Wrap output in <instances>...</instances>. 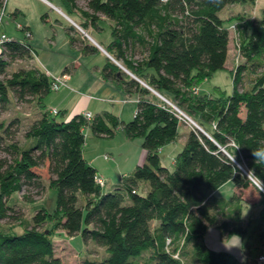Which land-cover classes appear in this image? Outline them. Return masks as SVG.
Returning <instances> with one entry per match:
<instances>
[{
  "label": "trees",
  "instance_id": "obj_1",
  "mask_svg": "<svg viewBox=\"0 0 264 264\" xmlns=\"http://www.w3.org/2000/svg\"><path fill=\"white\" fill-rule=\"evenodd\" d=\"M5 1L0 0V11ZM61 1L85 29H101V21H109L112 39L99 43L116 62L107 56L101 75L137 95L136 111L130 120L108 110L91 119L83 113L59 118L63 109L53 114L45 108L52 76L38 66L9 72L16 61L33 58L32 44L3 41L0 115L9 109L11 94L17 104L36 100L41 114L25 126L23 138L19 117L0 119V152L5 153L0 156V264H64L55 249L58 230L104 248L102 258L85 257L80 264H248L231 251L211 247L205 235L215 226L224 238H245L252 218L242 216L243 191L264 189V164L253 156V150L264 148V16L239 17L244 21L238 27L239 47L246 61L232 71V92L219 86L216 93H197L196 88L227 64L230 32L220 11L256 0H86L85 7L78 0ZM23 30L30 33L28 26ZM76 33L74 26L66 28L71 45L83 54L100 52ZM258 69L247 85L245 71ZM167 100L203 129H189L173 169L163 165L159 151L179 138L182 120ZM86 127L97 137L113 138L123 130L130 140L142 138L145 161L106 189L84 156ZM44 166L49 188L57 191L56 206L36 209L27 220L22 206L10 205L9 198L20 192L25 201H34L30 192L42 193L38 169ZM229 181L237 190L229 198L217 195ZM259 219L261 236L264 207ZM19 226L23 231L12 233Z\"/></svg>",
  "mask_w": 264,
  "mask_h": 264
},
{
  "label": "rangeland",
  "instance_id": "obj_2",
  "mask_svg": "<svg viewBox=\"0 0 264 264\" xmlns=\"http://www.w3.org/2000/svg\"><path fill=\"white\" fill-rule=\"evenodd\" d=\"M7 2L5 9L3 8L4 12H2L3 10L0 11L2 13L0 14V34L3 30H7L11 37H16L21 40L27 39V41L31 42L36 50L34 52V56L37 55V64L42 68L48 69L51 73L61 74V71L67 65L75 66V68L71 69L72 72L78 69V72L74 76V81L70 83L68 82V86H65L67 80L66 73H62L60 76H53V79L54 77H63L64 80L59 89H53L49 94L45 96V108L53 109L54 107L59 106L61 107V109H64V115L59 116V118L61 119H69L77 113H83L82 111H86V105L88 101L87 95L90 94L94 97L99 96L96 92H94L95 87H92L91 85L89 87L88 83L83 82V80L79 76L83 75L82 72L83 70H86V68H89L90 66L96 64L104 63L105 58L107 57V53L105 51L104 53L103 51H101L93 54H84L83 56H81V54L78 52V49L71 45L65 35V30L62 29L60 25L57 24L55 21V18L57 17L61 18L62 20L68 21L65 16L66 12L63 10L65 12L64 14L60 8L55 7V5H57L65 9L62 5L61 0H50V2L54 4V6L52 7V9H50L48 6L44 8V10L43 8H41V3L38 0H35V3L31 1L27 4L28 9L26 10V13L20 14L17 19L11 18V13L13 12L14 8L12 0L8 3ZM78 4L81 7H85L86 0H78ZM46 10L49 11L47 13V21H44L43 15L45 14ZM220 15L227 21L226 25L229 28L230 32L229 55L227 59V64L225 68L216 71L210 78L206 79L201 84H199L196 88L197 93H216V88H218L219 86V88L226 90L228 93L232 92V71H234L239 64L244 63L246 61L239 47L240 37L238 35V27L244 22L243 20L239 19V17L244 18L245 20H251L256 17H263L264 0H256L255 3L242 2L229 4L222 11H220ZM71 17H75L74 14ZM108 22V20L101 21L100 24L103 26L101 29H94L90 27L88 29L90 34L88 33V30L84 29L79 24V21L76 19L75 21H72V26H74L79 35L87 38L90 42H92L99 49H101V44L97 41L96 43H94L89 37H91L90 35H92L99 42L106 45V43L112 39V31L110 26L108 25ZM18 23L30 24L33 36H31V33H29L28 30L24 31L23 26L18 25ZM18 26H20V29L22 30H20ZM26 34H29L28 36L30 37H26ZM52 36L55 38L53 41L50 40ZM101 47L105 49L103 45ZM140 56V52L137 51V54H135V58H139ZM32 63L33 62L30 59L18 60L10 66L9 72H12L14 69H17L21 66H34ZM261 71L262 69L250 72L245 71V83H247L248 85V82H252L253 78H255L257 73H260ZM86 72L87 71H84V73ZM153 92L158 96L160 95L161 98L163 97L158 92ZM10 98L12 103L9 109H7V111L3 112L0 115V119H5L9 122L15 116L19 117L18 127L20 129V132L18 136L22 137L23 129L25 128V126H27L30 122H32L33 119H35L41 114V109L38 106L37 101L34 99L28 103L17 104L15 103L12 94L10 95ZM126 99L127 102L125 104L127 106H132L133 110L132 112L127 111L125 116H130L131 113L134 114L135 107L133 108V105L135 106L136 104L135 100L137 101V96L135 98V94L130 95L127 96ZM167 101L172 107H174L177 112V116H182L181 113L175 108L176 105L170 102L169 100ZM177 108L181 110L178 106ZM91 109H94L93 105ZM126 109L129 110L128 107H126ZM181 111L184 112L183 110ZM190 118L195 123L189 120V118H185L186 121L181 119L182 123L179 127V138L175 142H171L164 145L159 151V157L163 165L169 169H173V161L177 154L182 150L186 140V133L189 131V129L196 127L200 130H203L199 126L197 121H195L192 117ZM118 133L113 138L97 137L92 133V131L88 127L85 128L86 143L84 146V154L88 159H90L93 154H97L98 151H101L103 154L97 159L100 165H104V163L109 164L120 160L118 162V168L114 169L113 171L114 174H111V171H107L109 175H106L103 172L104 176L106 177V189H113L114 185L120 184L124 172L131 171L137 165V163H143L146 157L147 150L143 147L142 138L126 140L123 137L124 135ZM113 146H116V148ZM4 155L5 153L0 152V156ZM106 155L107 157H105ZM38 170L41 173V178L44 187L42 193L39 195L34 190L30 192L34 198V201H25L22 198L23 193L20 192L13 193L9 198L10 205L18 204L22 206L21 209L23 210L24 218L27 220L32 219V216L36 209L46 207L49 210H53L56 206L57 191L54 188H49L48 167L44 166ZM97 170L98 174H102L101 168L99 166ZM230 185L231 183L224 185L223 189L221 190V192L224 191L229 197L232 193V188L230 187ZM249 212L252 213V220L247 226V233L245 235V238L236 235L233 236L231 239L224 238L222 237V235H220L223 243L220 239H216L215 241L219 242H216L215 244L210 239L213 232V230L212 232L210 230L209 235H207L210 244L214 246L224 245L223 247H225L226 245L227 247L232 249L235 254L239 255L242 252L240 248L238 250V247L235 244V241L238 243L239 240V243L243 242L246 247L250 245L252 253L255 255L257 252V247L261 243L259 232L260 219L258 218L259 214H256L254 208H250ZM250 213L248 217L251 216ZM22 229L23 228L19 226L15 228L12 233H21L23 231ZM226 242H229L231 246H228ZM54 243L56 254L61 256L64 264H80L81 260L85 257L102 258L105 255V250L103 247L95 244L92 241L85 243L81 235L69 236L67 235V233H65V231L62 230H58L55 233Z\"/></svg>",
  "mask_w": 264,
  "mask_h": 264
},
{
  "label": "crops",
  "instance_id": "obj_3",
  "mask_svg": "<svg viewBox=\"0 0 264 264\" xmlns=\"http://www.w3.org/2000/svg\"><path fill=\"white\" fill-rule=\"evenodd\" d=\"M10 2L11 0H6L5 1V5H4V9H5V6H6V2ZM33 2L35 3V0H12L13 2V5H14V8H13V12L11 13V18L13 19H17V17L20 15V14H24L26 13V10L28 9L27 7V4L29 2ZM40 3H41V8H46L49 6L50 9H52V7L54 6V4L52 2H50V0H38ZM7 2V3H8ZM62 2V1H61ZM63 5V3H62ZM56 8H60L62 10V12L65 14V12L63 11L64 9L62 7H59L57 5H55ZM48 8V9H49ZM49 11V10H48ZM48 11L46 10L45 14L48 13ZM4 12V10L2 11ZM14 12H17L16 14H13ZM0 14H2L0 12ZM66 18L68 19L67 20H62L61 18L57 17L55 18V21L57 24L60 25V27L62 29L65 30V35L69 41V37L67 36L66 34V28L68 26H71L72 25V21H75L76 20H80V17L78 14H75L76 18L75 17H71L69 16L67 13H66ZM18 25H22V26H28L29 27V30H30V33H31V36H33V32H32V28H31V25L28 24V23H18ZM0 28H1V24H0ZM18 28L20 29V26H18ZM57 28V26H56ZM85 29V28H84ZM89 29V28H88ZM86 29V30H88ZM22 30V29H20ZM25 33V32H24ZM88 33H89V30H88ZM2 34H6L9 38H16V37H11L8 33V31L6 30H3L0 34V37ZM90 34V33H89ZM76 35H79L78 33H76ZM95 41H97L99 43V41L94 38L92 35H90ZM19 39V38H18ZM55 38L52 36L50 38L51 41H53ZM21 40V39H20ZM24 40H27V39H24ZM31 43V42H30ZM32 44V43H31ZM1 46V45H0ZM33 46V45H32ZM73 47H75L76 49H78V52L81 54V56H83L84 54L80 51V49L77 47V46H74L72 45ZM102 46V45H101ZM1 49V48H0ZM35 48H34V52H35ZM103 51L100 49V52ZM33 52V58H31L30 60L33 62L32 64L34 66H38L40 67L37 62H36V56L35 53ZM104 53V51H103ZM108 56V55H107ZM106 62V58H105V61L104 63ZM104 63L102 64H96V65H93V66H90L89 68H86V70H83L82 76H79L83 82H86L88 83L89 87L90 85L92 87H95V90L94 92H96L98 94L99 97H94L93 95H87L88 97V101H87V105H86V111H82L83 114L85 112H91L92 115H94L95 113L97 112H101V111H104V110H108V111H111L115 114H117L121 119H124V120H129L131 118L134 117V114H135V111H136V104L135 106L133 105V108L135 107V110H134V114L131 113L130 116H125L126 112L129 111V112H132V106H127L125 103L127 102V96H130L128 95L122 88L120 85L114 83V82H110V81H106L103 79L102 75H101V68L102 66L104 65ZM74 64V63H73ZM66 67V66H65ZM64 67V68H65ZM67 67H70V69L72 68H75V66H68ZM42 70H44L48 75L50 76H60L62 73H63V70L61 71V74H57V73H51L48 69H45V68H42L40 67ZM56 70V69H55ZM58 70V69H57ZM84 71H87L86 73H84ZM78 72V69L74 70V72L72 71H69V73H66V84L65 86H68V84L70 82H73L74 81V76L75 74ZM56 74V75H54ZM69 82V83H68ZM137 95H135V98H136ZM126 97V98H125ZM45 101V99H44ZM135 103H136V100H135ZM46 104V103H45ZM61 105V104H60ZM93 105V108L94 109H91ZM126 107L129 108V110L126 109ZM55 109H58V110H61V107H54ZM110 108V109H109ZM52 109V108H51ZM64 110V109H63ZM64 115V114H63ZM126 118V119H125ZM129 118V119H127ZM66 120V119H65ZM118 133V132H117ZM119 133H121L122 135H124L123 137L127 140L128 138L126 137L125 133L123 132V130H119ZM118 133V134H119ZM112 147V146H111ZM116 148V146H113ZM101 151H98L97 154H93V156L90 157V159H88L85 154L84 156L98 169V166L101 168V171H102V174H98L104 181H106V177L104 176V173L107 175L108 172L107 171H111V174H114L113 171L114 169H117L118 168V162L120 160H117L116 162H112V163H109V164H105L104 165H100L97 161V159L99 157L102 156V152L100 153ZM84 153H85V148H84ZM147 153V152H146ZM143 157V156H142ZM142 162V161H141ZM174 162V161H173ZM138 164V163H137ZM104 172V173H103ZM117 172V171H116ZM127 173V172H124V174ZM109 175V174H108ZM123 176V175H122ZM231 183L230 187L232 188V193L234 190H237L236 187L233 186L232 182H227L225 185ZM224 185L218 189L215 193L219 196H224L226 198H229V196L226 195V193L223 191L221 192V190L223 189ZM239 190V189H238ZM261 190V189H260ZM257 187H254V186H250L248 187L247 189H245L243 191V198H244V207H243V213H242V216L245 220H248L249 218H252V213L249 212L250 208H254L255 209V212L256 214L258 213L260 215V211L262 210V208L264 207V202L261 201L262 200V194H261V190L260 191ZM264 192V191H263ZM231 193V194H232ZM249 216L248 217V215ZM248 217V218H247ZM259 218V217H258ZM262 235L260 236V239H261V243L260 245H258L257 247V252L256 254L254 255L252 253V249L250 247V245H248L246 247V245L243 244V242L239 243V240H238V243L235 241V244L237 245L238 247V250L240 248L241 252L239 255L235 254V252L230 249L229 247H227L225 245V247H223L224 245H220V246H214L212 244H210V242L208 241V238H207V235H209V231L213 230L212 232V235H211V240L216 244V242H219V241H215L216 239H220L221 240V233L219 231V229L215 226L211 227L209 229V231L207 232V234L205 235V240L206 242L213 248H216V249H224V250H228V251H231L233 252L241 261H247L248 264H264V262L262 263H258L257 262V256L260 254V251H261V244L264 242V224L262 225ZM232 239V237H230ZM227 240V239H226ZM222 241V240H221ZM223 243V241H222ZM227 243V242H226ZM220 244V243H218ZM228 246H231V244H229V242L227 243Z\"/></svg>",
  "mask_w": 264,
  "mask_h": 264
},
{
  "label": "built area",
  "instance_id": "obj_4",
  "mask_svg": "<svg viewBox=\"0 0 264 264\" xmlns=\"http://www.w3.org/2000/svg\"><path fill=\"white\" fill-rule=\"evenodd\" d=\"M6 39H8V36L6 35V34H2L1 35V37H0V45L3 43V41H5ZM63 80H64V78L63 77H54V79H53V83H52V88L53 89H59L60 88V86L62 85V83H63ZM175 108L181 113V115L182 116H179V118L180 119H183V120H185L186 121V119L185 118H189V120H191L192 121V119L187 115V114H185L184 112H182L181 110H179L178 108H177V106H175ZM51 112L53 113V114H56L57 112H58V110L57 109H55V108H53V109H51ZM179 115V114H178ZM92 113L91 112H87V113H85V117L86 118H88V119H91L92 118ZM193 122V121H192ZM193 123H195V122H193ZM197 125V124H196ZM105 157H107V155L105 156ZM99 181H101V182H104L103 180H102V178L100 177L99 178ZM263 189V188H262ZM264 190V189H263ZM258 263H262V262H264V243L262 244V246H261V253L259 254V256H258Z\"/></svg>",
  "mask_w": 264,
  "mask_h": 264
},
{
  "label": "clouds",
  "instance_id": "obj_5",
  "mask_svg": "<svg viewBox=\"0 0 264 264\" xmlns=\"http://www.w3.org/2000/svg\"><path fill=\"white\" fill-rule=\"evenodd\" d=\"M253 156L258 164H264V148H257L253 150Z\"/></svg>",
  "mask_w": 264,
  "mask_h": 264
},
{
  "label": "water",
  "instance_id": "obj_6",
  "mask_svg": "<svg viewBox=\"0 0 264 264\" xmlns=\"http://www.w3.org/2000/svg\"><path fill=\"white\" fill-rule=\"evenodd\" d=\"M87 36H89V35H87ZM94 43H96V41L92 38V37H89ZM100 48L103 50V51H105L106 53H107V55L111 58V59H113L115 62H116V60L103 48V47H101L100 46ZM118 63V62H117ZM119 64V63H118ZM124 70L125 71H127L128 73H130L127 69H125L124 68ZM135 77V76H134ZM144 83V82H143ZM145 84V83H144ZM146 85V84H145ZM155 91V90H154ZM155 92H157V91H155ZM160 94V93H159Z\"/></svg>",
  "mask_w": 264,
  "mask_h": 264
}]
</instances>
